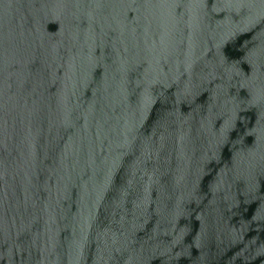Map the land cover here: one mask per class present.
<instances>
[{
  "label": "water",
  "instance_id": "obj_1",
  "mask_svg": "<svg viewBox=\"0 0 264 264\" xmlns=\"http://www.w3.org/2000/svg\"><path fill=\"white\" fill-rule=\"evenodd\" d=\"M0 264H264V0H0Z\"/></svg>",
  "mask_w": 264,
  "mask_h": 264
}]
</instances>
